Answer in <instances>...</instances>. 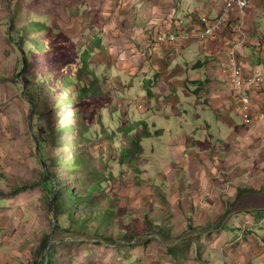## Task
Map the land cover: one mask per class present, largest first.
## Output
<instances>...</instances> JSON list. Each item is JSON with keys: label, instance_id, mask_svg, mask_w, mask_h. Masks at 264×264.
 Segmentation results:
<instances>
[{"label": "rangeland", "instance_id": "rangeland-1", "mask_svg": "<svg viewBox=\"0 0 264 264\" xmlns=\"http://www.w3.org/2000/svg\"><path fill=\"white\" fill-rule=\"evenodd\" d=\"M172 2L0 0V264H35L46 234L52 235L56 245L57 264H218L219 259L229 264H264V136L234 160L229 158L231 144L216 120L209 119L210 128L204 125V136L194 142L185 134L173 136L181 127V120L174 119L167 129H149L152 137L144 143L137 163L120 166L116 160L122 148L130 147L120 132L129 123L125 112L130 108V115L139 122L132 104L146 113L161 102L157 96L156 101L142 96L141 79L133 87L130 78L144 75L141 67L145 69L148 57L139 32L172 15ZM14 12L19 14L14 20L16 31L10 24ZM32 20L60 29L79 48L94 52L91 70L101 77L95 98L76 101V95L64 93L62 97L73 100L68 106L56 94L39 99L38 83L43 72H49L46 64L60 63L62 58L39 57L28 50L32 42L25 39L26 69L25 54L16 43L17 30ZM33 32L32 40L46 35L45 29L38 35ZM12 35L16 41H11ZM19 73L21 79L16 80ZM188 99H182V112L193 110ZM119 109L122 120L118 123L114 112ZM87 120L93 123L90 127ZM66 123L76 131L61 134L56 143L50 126ZM140 127L142 134L144 124ZM40 139L46 141L43 150L51 170L81 193L89 194V187L96 183L93 170L115 174L111 183H103V193L94 194L95 204L78 210L86 227L79 233L68 231L72 224L68 220L66 228L55 229L50 195L41 184L47 167L41 163ZM76 154L86 159L78 172L56 162ZM125 156L127 163L135 162L129 153ZM37 183L36 188L10 195L18 187ZM153 222L162 225L161 232ZM197 241L202 253L197 251ZM172 248L174 253L169 252Z\"/></svg>", "mask_w": 264, "mask_h": 264}, {"label": "crops", "instance_id": "crops-1", "mask_svg": "<svg viewBox=\"0 0 264 264\" xmlns=\"http://www.w3.org/2000/svg\"><path fill=\"white\" fill-rule=\"evenodd\" d=\"M224 2L173 0L172 15H168L166 20L158 19L157 25L147 27L146 32L141 31L138 36L148 54L145 69L141 67V72L147 79L155 80L156 96L162 102L158 101V106L146 110L145 116L150 113L147 119L149 124L164 130L167 123L179 119L180 130L173 136L181 138L185 134V137L197 142L196 138L204 136L201 131L203 126L210 128L209 119L210 122L216 120L220 133L231 144L229 158L235 160L238 153L242 156L246 146L256 144L259 137L264 136V83L253 93L256 122L254 127H248L241 117L231 83L229 55L237 46V60L245 69L264 67V0L251 1L244 20L246 40L242 45H237L234 29L237 12H234L231 23L220 27L214 36H203L209 25L203 19H216L221 14ZM161 34H175L178 40L173 43L158 42L157 37ZM187 97L196 98L192 102L188 99L193 110L182 112V99L186 100ZM183 114L188 116V120L182 118Z\"/></svg>", "mask_w": 264, "mask_h": 264}, {"label": "trees", "instance_id": "trees-1", "mask_svg": "<svg viewBox=\"0 0 264 264\" xmlns=\"http://www.w3.org/2000/svg\"><path fill=\"white\" fill-rule=\"evenodd\" d=\"M18 16L19 14L15 12L12 14V21L10 23L12 31H16L14 20L18 18ZM43 29L46 30V35L43 39L35 38L34 40H32L30 38L33 31H35L33 33H37L38 35L39 31ZM17 32L20 35L19 38H17L16 41L15 37L12 35L11 41H16L19 49L21 50V53L25 54V65H27L25 66L26 69L29 66V62L27 57L28 51L25 48V39L32 42V46L28 50L31 52L35 51L39 57L49 55V58L51 59L54 56H59L60 58H62V61L60 63H56L53 65L50 63L46 64V68H49V72L44 71L42 78L43 81L41 83H38L39 87L37 90V95H39V99L44 100L45 97L48 96L47 94H56L57 97L63 101V104L65 106H68L73 104V100L72 97H62L64 96V93H71L72 96L76 95V98H78L76 101H90L91 99L95 98V94L100 93L99 89L101 88V77L95 75V72L91 70L94 65L91 66L90 59L91 56H93V58L95 57L94 52L89 49L79 48L75 41L60 29L47 27L42 21L34 22L32 20L24 27L18 29ZM103 78L106 81L105 85L109 86L110 81H108V78L105 74H103ZM17 79L18 78L16 76V80ZM121 79H123V77H121ZM130 79H133V87L135 86L136 81L138 79H141L143 92L142 96H147L150 99L154 98L156 100L155 80L153 78L147 79L146 75L137 74L131 75ZM26 80L27 79L25 78V81ZM72 87H74V90L71 89ZM25 95L29 99H33L32 96L30 97L28 91L25 92ZM131 106L134 108V111L138 113V117L141 118V120L138 122L136 121L137 119H134L132 115H130V108L127 110V112H125V117L127 118V121L129 123L126 126H121L120 132L125 134L124 139L129 141L130 147L122 148L121 155L118 158L116 157V160H119L120 166L125 164L134 165L135 163H137V159L139 157H142V155L144 154V143L152 137L151 131L149 129L154 128L149 124L147 118H145V112L140 113L139 107L134 104H132ZM72 110L73 109L71 108L70 112H72ZM34 115H36V112L34 113ZM114 117L117 119L114 120V122H121V109L114 112ZM140 123H143L145 128V132L142 134H140L142 132ZM86 124V126L90 127L93 123L87 120ZM50 130V137L52 139H55L56 143L60 139L61 134L76 131V129H74V126L69 125L68 123H66L65 125L57 126L55 128L50 126ZM82 136L84 138H87L86 132L83 131ZM108 138L114 140V137H112V135H108ZM45 142V140L40 139L39 145L37 144L39 146L38 150L41 157V163L42 165H44V167H47L44 170L43 180L41 184L45 187L50 195V210L53 220L56 223L55 229L61 230L66 228V220H68L72 222L71 226L68 228V231L71 233H79L80 228H84L85 230L86 227L81 225L80 218L78 217V210L82 209L83 207L87 208L88 205H92V202L95 204L94 194L103 193L105 190L103 183H111V181H113V179L115 178V174L111 170H93L94 176L97 180L96 183L89 187V194L81 193L82 190H76V188L71 185L69 180H59V175L51 170V167L49 166V160H47L43 150ZM128 153L130 157L135 158V162L127 163V157L125 155ZM56 162L63 163V165H68L70 167V171H74L75 173L78 172V170L82 169L81 165L86 162V159L83 155L81 156L79 154H76L72 156L70 160L65 159V157L63 156L61 160H57ZM75 180L76 178H74V181ZM39 185L40 183L18 187L17 189L12 191L10 195L16 196L18 194H21L23 191H26L30 188H36ZM242 192L243 190H239V193L242 194ZM109 210L112 211L113 208H109ZM152 226L159 228L161 232L162 225H160V223L153 222ZM151 230H153V228ZM104 239L107 241H112V239H107L106 237H104ZM52 242V235L46 234L44 240L41 243L39 258L37 259L35 264H57L54 259V257L57 255V248L55 244H52ZM197 242V251H199V253H202L200 241ZM169 252L174 253L175 249H169ZM218 264L229 263H227L223 259H219Z\"/></svg>", "mask_w": 264, "mask_h": 264}, {"label": "built area", "instance_id": "built-area-1", "mask_svg": "<svg viewBox=\"0 0 264 264\" xmlns=\"http://www.w3.org/2000/svg\"><path fill=\"white\" fill-rule=\"evenodd\" d=\"M252 0H225L221 14L214 20L207 18L203 22L209 24L206 26L203 33L204 37H211L215 35L217 30L231 23L234 12L238 13L237 23L235 25V33L237 35V45L245 43L246 34L244 30V20L248 15V9ZM158 42H176L178 36L159 35ZM237 46H234L230 52L229 65L232 70L231 83L235 89V95L239 104V110L243 122L246 126H254L256 118L254 115L253 93L264 83V67H254L252 69H245L237 60Z\"/></svg>", "mask_w": 264, "mask_h": 264}, {"label": "water", "instance_id": "water-1", "mask_svg": "<svg viewBox=\"0 0 264 264\" xmlns=\"http://www.w3.org/2000/svg\"><path fill=\"white\" fill-rule=\"evenodd\" d=\"M24 64H25V63H24ZM18 79H21V74H20V73L18 74ZM37 147H38V146H37Z\"/></svg>", "mask_w": 264, "mask_h": 264}]
</instances>
